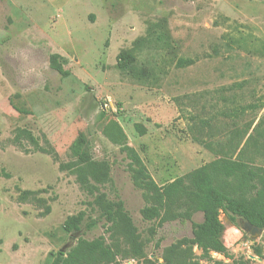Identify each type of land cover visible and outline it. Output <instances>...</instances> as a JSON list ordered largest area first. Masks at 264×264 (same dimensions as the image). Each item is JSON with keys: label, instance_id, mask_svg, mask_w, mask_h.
Segmentation results:
<instances>
[{"label": "rangeland", "instance_id": "374dc122", "mask_svg": "<svg viewBox=\"0 0 264 264\" xmlns=\"http://www.w3.org/2000/svg\"><path fill=\"white\" fill-rule=\"evenodd\" d=\"M119 141L158 184L239 150L264 166V0H0V264H48L65 243L108 239L101 214L118 201L151 261L123 264H165L192 237L201 212L143 219ZM219 218L233 258L264 264V232Z\"/></svg>", "mask_w": 264, "mask_h": 264}, {"label": "trees", "instance_id": "16d2710c", "mask_svg": "<svg viewBox=\"0 0 264 264\" xmlns=\"http://www.w3.org/2000/svg\"><path fill=\"white\" fill-rule=\"evenodd\" d=\"M126 59L122 55L119 63L127 62ZM190 63L189 59H179L177 65ZM52 67L60 75L68 74L56 59L52 60ZM135 128L139 133H145V128L139 124ZM117 137H123L118 127ZM119 142L130 160L131 180L142 190L146 202L141 209L143 219H157L162 223L176 218L185 221L195 212L202 214L200 222H191V238H181L164 250L165 264H202L200 259L212 261V264L222 263L213 259L212 252L232 258L230 264H251L248 259L233 258L224 245V225L219 213L223 210L233 222L247 220L264 232V166L250 163L239 150L235 156H219L169 182L158 184L138 152L125 141ZM101 215L109 223L106 227L110 233L108 239L104 236L91 240L79 238L67 251L57 250L51 254L48 264H123L122 260L130 257L151 262L144 256V244L124 214L120 201L106 208ZM82 216L83 212L68 216L63 229L66 232L79 230ZM94 225L95 221H91L87 227ZM194 246L200 251L199 255L193 253ZM257 254L261 255V252Z\"/></svg>", "mask_w": 264, "mask_h": 264}, {"label": "water", "instance_id": "95a60500", "mask_svg": "<svg viewBox=\"0 0 264 264\" xmlns=\"http://www.w3.org/2000/svg\"><path fill=\"white\" fill-rule=\"evenodd\" d=\"M241 228L248 232L250 235L255 236V235H259L263 232V229L257 226H254L253 224H251L249 221L247 220H241ZM69 246L68 243H65L61 248L60 251L64 252L66 250V248Z\"/></svg>", "mask_w": 264, "mask_h": 264}]
</instances>
